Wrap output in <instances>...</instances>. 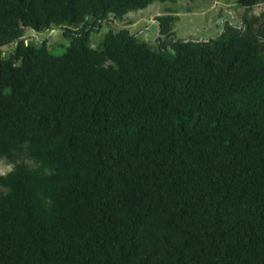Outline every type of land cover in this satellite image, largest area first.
<instances>
[{"label": "trees", "instance_id": "1", "mask_svg": "<svg viewBox=\"0 0 264 264\" xmlns=\"http://www.w3.org/2000/svg\"><path fill=\"white\" fill-rule=\"evenodd\" d=\"M151 1L0 0V264H264V30L89 43Z\"/></svg>", "mask_w": 264, "mask_h": 264}, {"label": "rangeland", "instance_id": "2", "mask_svg": "<svg viewBox=\"0 0 264 264\" xmlns=\"http://www.w3.org/2000/svg\"><path fill=\"white\" fill-rule=\"evenodd\" d=\"M170 12L175 14L172 22L173 37L208 38L213 37L229 26H235L239 21L247 19L250 27L264 30V1H259L250 7L238 4L235 0H152L146 6L127 10L120 17L111 14L96 30L89 32V43L97 44L107 29L116 30L126 27L140 39L149 44L156 43L158 33L156 14ZM27 40H46V47L54 53L61 52L67 43L59 26L52 25L45 29L34 30L24 28ZM11 44H4L1 55H7ZM261 50L264 51V38L261 40ZM167 50H171L166 46ZM10 163L0 157V173L5 172Z\"/></svg>", "mask_w": 264, "mask_h": 264}]
</instances>
